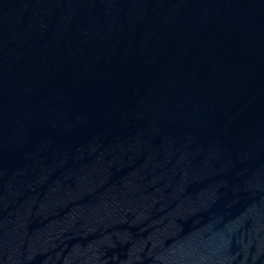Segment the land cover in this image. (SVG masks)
<instances>
[{"label": "water", "instance_id": "obj_1", "mask_svg": "<svg viewBox=\"0 0 264 264\" xmlns=\"http://www.w3.org/2000/svg\"><path fill=\"white\" fill-rule=\"evenodd\" d=\"M0 264H264V0H0Z\"/></svg>", "mask_w": 264, "mask_h": 264}]
</instances>
